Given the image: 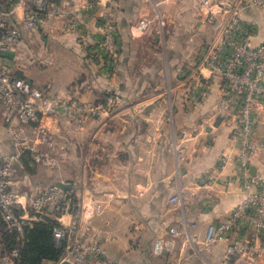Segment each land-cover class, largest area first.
<instances>
[{"label":"crops","instance_id":"0c3cea01","mask_svg":"<svg viewBox=\"0 0 264 264\" xmlns=\"http://www.w3.org/2000/svg\"><path fill=\"white\" fill-rule=\"evenodd\" d=\"M71 1L73 25L66 20L34 35L19 25L23 41L0 58V66L49 97L104 111L42 116L57 164L25 168L18 162L14 189L72 185L69 192L83 200L108 254L125 264H248L243 258L225 263L227 243L207 246L204 237L208 225L224 221L255 189L252 179H264V107L256 113L260 145L249 158L246 183L238 168L237 124L218 110L221 77L203 70L209 86L197 104L187 82L215 37L209 15L229 19L238 0ZM142 18L152 19L146 32L136 27ZM240 18L255 25L253 44L264 43V12L251 5ZM108 26L118 44L113 58L102 45ZM113 93L124 101H111ZM34 126H24L21 137L37 142ZM12 150L0 109V152ZM180 194L184 207L169 203ZM185 221L196 224L182 227L196 242L184 234L174 252L154 256V240ZM247 238L264 244V234Z\"/></svg>","mask_w":264,"mask_h":264},{"label":"built area","instance_id":"2783aa9c","mask_svg":"<svg viewBox=\"0 0 264 264\" xmlns=\"http://www.w3.org/2000/svg\"><path fill=\"white\" fill-rule=\"evenodd\" d=\"M96 0H90L95 3ZM89 3V0H88ZM204 4H220L215 0H204ZM257 6L264 12V0H238L230 5L232 14L227 20L209 15L215 37L202 54L198 67L191 73L187 82L193 88L192 103L201 102L209 86L203 70L210 69L222 79V97L218 110L229 115L237 124V138L241 146L238 155V168L243 182H248L249 158L259 147L255 137L256 113L260 105L264 107V43L254 45L255 25L245 24L240 12L248 6ZM72 1L64 0H0V58L15 45L23 41V25L30 35L35 31L47 34L50 25H73L69 17L73 15ZM152 19H140L136 27L142 32L151 28ZM102 45L106 54L113 58L118 49L116 32L106 27ZM113 101V97H110ZM0 109L5 113V121L11 136L13 150L0 152V223L3 233L14 237L15 246L7 251V245L0 252V264H21V249L25 244V230L35 223L52 217L57 226L54 239L63 247L60 259L51 263L42 260L38 264H125L108 254L100 237L94 232L91 215L83 200L69 191H63L53 183L37 185L29 193L14 189L17 164L23 153H30L37 165L55 166L56 158L47 150L54 146L52 133L42 124V116L58 118L62 112L98 114L104 109L80 106L49 97L26 77L12 75L0 66ZM17 121L18 128L12 126ZM34 124L36 141L23 139L21 130ZM225 164L226 161H222ZM249 184V183H248ZM251 184L255 189L248 191L228 217L217 224L208 225L204 243L211 246L227 243L224 262L243 258L254 264L257 253L264 255V246L248 239V234H264V179L254 178ZM169 203L184 207L180 195L169 198ZM49 210L50 213H49ZM71 217L67 223L64 218ZM196 224L181 222L170 227L166 235L153 242L152 254L156 257L172 253L177 239L187 235L192 242L196 239L185 230ZM182 227H186L183 231Z\"/></svg>","mask_w":264,"mask_h":264},{"label":"trees","instance_id":"16d2710c","mask_svg":"<svg viewBox=\"0 0 264 264\" xmlns=\"http://www.w3.org/2000/svg\"><path fill=\"white\" fill-rule=\"evenodd\" d=\"M19 163L25 168L35 167V162L28 152L22 154ZM56 226V221L52 217H47L45 221L26 228L25 244L21 249V264H38L42 260L55 263L60 259L63 247L58 246L54 239ZM6 238L7 251H10L15 246L14 237L7 236ZM2 251L4 250L0 249V252Z\"/></svg>","mask_w":264,"mask_h":264},{"label":"rangeland","instance_id":"374dc122","mask_svg":"<svg viewBox=\"0 0 264 264\" xmlns=\"http://www.w3.org/2000/svg\"><path fill=\"white\" fill-rule=\"evenodd\" d=\"M112 97H113V101H121V100H123V98L120 95H118L117 93H113ZM6 237L7 236L3 233V229L1 228V223H0V249H2V247L4 245H7V238ZM257 246L258 247H262V246H264V244L261 241L258 240L257 241ZM263 261H264V255L261 252H258L256 260H255V264H257L259 262H263Z\"/></svg>","mask_w":264,"mask_h":264},{"label":"water","instance_id":"95a60500","mask_svg":"<svg viewBox=\"0 0 264 264\" xmlns=\"http://www.w3.org/2000/svg\"><path fill=\"white\" fill-rule=\"evenodd\" d=\"M53 184L58 186L63 191H69L70 189H72V185H70V184H66V183H62V182H53Z\"/></svg>","mask_w":264,"mask_h":264}]
</instances>
